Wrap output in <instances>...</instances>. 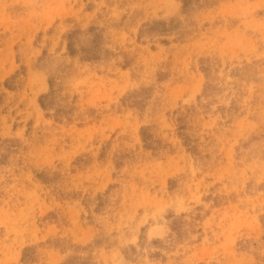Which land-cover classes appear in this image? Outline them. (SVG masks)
Segmentation results:
<instances>
[{"label":"rangeland","instance_id":"374dc122","mask_svg":"<svg viewBox=\"0 0 264 264\" xmlns=\"http://www.w3.org/2000/svg\"><path fill=\"white\" fill-rule=\"evenodd\" d=\"M75 255L264 264V0H0V264Z\"/></svg>","mask_w":264,"mask_h":264},{"label":"trees","instance_id":"16d2710c","mask_svg":"<svg viewBox=\"0 0 264 264\" xmlns=\"http://www.w3.org/2000/svg\"><path fill=\"white\" fill-rule=\"evenodd\" d=\"M196 0H182L183 7L187 8L191 6ZM178 26L177 21L174 18H171L170 20L160 19V20H153L152 22H148L144 24L139 32V37H145V36H153V35H163L168 34V32H172L174 29H176ZM95 30V27H90L88 29L89 32H93ZM78 30L71 31L68 36V51L69 54L75 55L76 54V48L74 47V36L76 33H78ZM101 37L98 33H94L92 38V43L90 47L84 48V51L86 53L87 59H98L101 57V55L107 54V50L102 48L100 45ZM161 42L167 43V39H162ZM206 61V59L204 60ZM202 70L205 72L206 76L209 75V72L211 71V67L208 65H202ZM50 91L45 94H41L39 97V102L41 107L44 110H49L53 108V104L55 102V98L53 97V83L50 79ZM214 87L211 83H206L204 90H203V96H207L208 92H210L211 88ZM148 88H141L140 90H136L133 92L132 96L134 97V101L136 103H141L145 100L147 97ZM147 128H144L141 132L142 139L145 142V146L149 148L154 147L155 139H153V136L151 133L146 130ZM185 125L182 124L179 126V135L183 138L184 144L188 148L189 151L195 152L197 150V147L192 144L191 139L188 135H186V132L184 131ZM185 214L182 213L180 216H172V220L170 222V227L172 231L176 233V235H181L182 227L181 223L184 221L183 216ZM134 248V247H133ZM35 256L34 247H25L22 260L23 261H33ZM63 264H97L93 261L92 257H81V256H70L67 258Z\"/></svg>","mask_w":264,"mask_h":264}]
</instances>
